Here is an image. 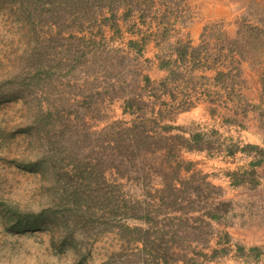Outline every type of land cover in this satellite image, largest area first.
<instances>
[{
	"label": "rangeland",
	"instance_id": "1",
	"mask_svg": "<svg viewBox=\"0 0 264 264\" xmlns=\"http://www.w3.org/2000/svg\"><path fill=\"white\" fill-rule=\"evenodd\" d=\"M259 46L264 0H0V264H264Z\"/></svg>",
	"mask_w": 264,
	"mask_h": 264
},
{
	"label": "trees",
	"instance_id": "2",
	"mask_svg": "<svg viewBox=\"0 0 264 264\" xmlns=\"http://www.w3.org/2000/svg\"><path fill=\"white\" fill-rule=\"evenodd\" d=\"M253 27V26H252ZM220 40L222 41V46H224V44L226 43L227 45H230L233 46H237L238 42L233 40L231 41V43L229 42L228 38H227V34L224 30H221L220 31ZM220 46V51L223 49V47ZM231 46L228 47L229 49V52L232 51V48ZM260 49L264 48V46H259ZM258 48H255V51L253 52V55H256L258 52ZM187 51H188V46L187 44H179V46L177 45V54H178V59H180L182 61V63L184 61H186V55H187ZM193 54H194V58H197L198 62L201 63V58L199 56L196 49H193ZM263 51V50H262ZM231 53V52H230ZM198 55L197 57H195V55ZM252 54V53H251ZM220 56L218 57L217 61H219L220 64H222L224 62V58H221L222 54H219ZM260 55L262 56L261 59L258 60L259 63H261V72H260V75H259V81H260V103L257 105V104H254L255 107H258L259 105H263L261 107H264V54L262 55V52H260ZM177 59V60H178ZM205 62V60H204ZM204 62H202L201 64H203ZM167 61H162V64L163 65H166ZM195 65H198L197 63L194 62ZM223 65V64H222ZM228 70H223V69H219L214 77V79L216 80V84H219V85H224L226 79H228V77H230V72H228ZM128 104L132 105V98H128L127 101H126V105L127 107L129 108L130 106H128ZM181 107L182 110L184 109H189L191 106H193L192 102L189 103V102H182L181 105H179ZM182 139H184V143H185V146H187V148H200L201 146H199L200 142L202 141L203 139V134L201 132H196L194 134H191L190 137L188 138H184V137H180ZM157 141V140H156ZM231 151V150H229ZM34 163L35 162H30V161H23L21 164L22 165H25L26 167L28 168H33L34 167ZM76 194V192H75ZM67 203V202H66ZM69 205V203H67ZM25 214H30V211H27L25 212ZM207 214L211 217H216L215 214H212L211 211H207ZM40 216H42V214H40ZM42 218V217H41ZM37 219H40V218H37V217H34V218H25V220H28L29 222L25 223V227H28V226H31V224L34 222L33 220H37ZM43 219V218H42ZM19 222V221H18ZM21 222V220H20ZM17 223V221L15 222Z\"/></svg>",
	"mask_w": 264,
	"mask_h": 264
},
{
	"label": "crops",
	"instance_id": "3",
	"mask_svg": "<svg viewBox=\"0 0 264 264\" xmlns=\"http://www.w3.org/2000/svg\"><path fill=\"white\" fill-rule=\"evenodd\" d=\"M159 44L161 45V42L156 44V45L158 46ZM168 55L169 56L176 55V57H178L177 49L175 50V52H174V50L171 51L170 53H168ZM160 60H161V58H160ZM167 62H168V60H167ZM168 68H170V67L163 65L162 62L160 61V63L158 64V67L156 65L153 66L151 68V70H149L150 74H148L149 79H151V80L155 81L156 83L162 85L163 89L165 90V91L162 90V94L156 93V96L154 97L157 100L158 104H160L159 112L168 111L167 107L171 103L170 101H172V100H170L171 97L168 94L169 92H166V81L168 80V77L170 75V70ZM167 86H168V84H167ZM181 101H183V100H181ZM181 103L182 102H178V106L181 105ZM198 105L193 102V106H191L189 109H186V110L199 108L200 106H198ZM169 126H171V125H169Z\"/></svg>",
	"mask_w": 264,
	"mask_h": 264
}]
</instances>
